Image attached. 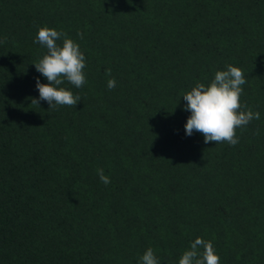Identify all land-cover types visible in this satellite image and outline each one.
Here are the masks:
<instances>
[{"label":"trees","instance_id":"1","mask_svg":"<svg viewBox=\"0 0 264 264\" xmlns=\"http://www.w3.org/2000/svg\"><path fill=\"white\" fill-rule=\"evenodd\" d=\"M44 26L85 55L87 83L60 85L75 108L31 104ZM5 37L0 264H139L149 247L178 264L197 237L220 264H264V0H0ZM229 64L260 119L205 144L182 94Z\"/></svg>","mask_w":264,"mask_h":264},{"label":"clouds","instance_id":"2","mask_svg":"<svg viewBox=\"0 0 264 264\" xmlns=\"http://www.w3.org/2000/svg\"><path fill=\"white\" fill-rule=\"evenodd\" d=\"M77 35L83 39L82 32ZM6 39L0 40V43ZM60 40L62 45L57 43ZM34 43L47 49L46 54L34 65L48 83H41L37 78L39 98H31V104L39 106L41 101H46L52 110L58 106L75 108L82 100L81 96L60 85L66 81L79 89L87 83L84 73L86 58L79 44L69 38L67 33L46 26L38 29ZM111 72V68H108L105 75L110 77ZM246 83L243 70L229 64L226 70L216 71L207 86L197 82L190 91L183 93L182 97L186 101L184 110L191 113L184 126L186 135L191 136L195 131L203 135L205 144L237 145V129H244L251 121L260 119L259 111L254 112L247 104H241L242 86ZM115 87V78L109 79L107 88L112 90ZM97 175L104 185L111 182L102 168L97 169ZM139 264H161V261L149 247L140 257ZM178 264H220V257L211 241L197 237L183 251Z\"/></svg>","mask_w":264,"mask_h":264}]
</instances>
